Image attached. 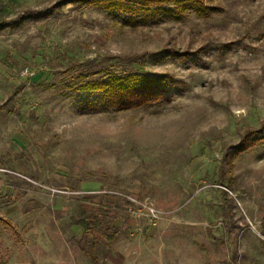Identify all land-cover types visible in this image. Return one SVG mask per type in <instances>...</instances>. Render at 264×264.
Listing matches in <instances>:
<instances>
[{
  "label": "rangeland",
  "instance_id": "374dc122",
  "mask_svg": "<svg viewBox=\"0 0 264 264\" xmlns=\"http://www.w3.org/2000/svg\"><path fill=\"white\" fill-rule=\"evenodd\" d=\"M95 1L0 0V264H264V0Z\"/></svg>",
  "mask_w": 264,
  "mask_h": 264
},
{
  "label": "trees",
  "instance_id": "16d2710c",
  "mask_svg": "<svg viewBox=\"0 0 264 264\" xmlns=\"http://www.w3.org/2000/svg\"><path fill=\"white\" fill-rule=\"evenodd\" d=\"M108 0H96V3H105ZM150 3L162 4L168 0H146ZM81 2L91 3L92 0H81ZM107 4V3H106ZM110 7V6H109ZM108 7V8H109ZM4 5L0 2V32L5 28L16 26L21 22L31 19L40 18L50 15L49 11L45 12H31L25 11L22 15L16 19L6 21L4 14ZM131 85L123 84V81L116 77H110L106 80L97 79L95 83H89L86 88L89 92H105L108 97L110 104L117 106L120 109H131L133 107L142 105L145 102L153 100L159 92V86H155L150 80L137 81L131 78ZM72 224L82 228L85 235L90 234L93 228L99 227V220L96 217H90L85 212H81L80 219H72ZM105 239L111 244L114 239V235H103ZM90 257V256H89Z\"/></svg>",
  "mask_w": 264,
  "mask_h": 264
},
{
  "label": "built area",
  "instance_id": "2783aa9c",
  "mask_svg": "<svg viewBox=\"0 0 264 264\" xmlns=\"http://www.w3.org/2000/svg\"><path fill=\"white\" fill-rule=\"evenodd\" d=\"M133 202H135V201H133ZM135 203H137V202H135ZM137 206L140 207L139 211L143 210L146 212V214L149 217L152 224L156 223V221L158 220V217H159V213L155 209H153L150 205H137Z\"/></svg>",
  "mask_w": 264,
  "mask_h": 264
},
{
  "label": "crops",
  "instance_id": "0c3cea01",
  "mask_svg": "<svg viewBox=\"0 0 264 264\" xmlns=\"http://www.w3.org/2000/svg\"><path fill=\"white\" fill-rule=\"evenodd\" d=\"M71 221H72V219H71ZM71 224H72V222H71ZM73 225V224H72ZM75 226V225H74Z\"/></svg>",
  "mask_w": 264,
  "mask_h": 264
}]
</instances>
